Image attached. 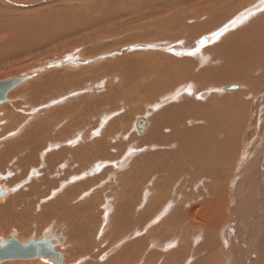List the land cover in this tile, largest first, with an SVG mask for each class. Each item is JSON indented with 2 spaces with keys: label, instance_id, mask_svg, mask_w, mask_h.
<instances>
[{
  "label": "bare ground",
  "instance_id": "bare-ground-1",
  "mask_svg": "<svg viewBox=\"0 0 264 264\" xmlns=\"http://www.w3.org/2000/svg\"><path fill=\"white\" fill-rule=\"evenodd\" d=\"M1 1V13L18 16L4 2L33 0ZM61 3L20 19L2 14L0 64L56 39L65 16H86L107 37L126 34L116 46L156 41L164 54H123L78 74L74 52L23 74H34L28 91L17 92L23 83L0 104V239L56 236L55 227L67 243L61 264H264V0ZM136 29L144 32L129 35ZM116 70L108 85L117 87L99 83L102 96L69 101L78 81ZM117 96L123 103L111 105ZM137 102L147 117L131 116ZM32 228L40 237H16Z\"/></svg>",
  "mask_w": 264,
  "mask_h": 264
},
{
  "label": "rangeland",
  "instance_id": "rangeland-1",
  "mask_svg": "<svg viewBox=\"0 0 264 264\" xmlns=\"http://www.w3.org/2000/svg\"><path fill=\"white\" fill-rule=\"evenodd\" d=\"M1 1V0H0ZM39 1H41L40 3H38ZM49 1L50 0H33V1H29V3H31V4H23V1H15V2H12V3H5L4 2V0L3 1H1V2H4V4L5 5H7V7H9V8H11V9H16V10H23V11H19L21 14H19L18 16H16L15 14L14 15H12L13 13H11V15H10V12L9 11H7V9H6V7H3V12L1 13V11H0V21H3L2 20V17H1V15L2 14H5V12H6V14H7V12H8V14H9V16L8 17H19L18 19H20V18H22L24 15L25 16H27V15H31V14H35V13H39L40 11H43V8L44 9H46L45 8V6H48V5H53L54 3H56L55 5H60V3L62 2V3H64V4H62V5H69L68 7H70V5H77V3L78 4H81L80 2H82L83 0H55L54 2H53V0H51L50 1V3H49ZM72 1V2H71ZM73 1H77V2H74L73 3ZM80 1V2H79ZM70 2L71 3H73V4H70ZM35 5H34V4ZM9 5V6H8ZM11 6V7H10ZM14 6H16V7H14ZM25 7V8H24ZM43 7V8H42ZM26 8H27V10H26ZM40 8V9H39ZM48 8V7H47ZM24 9H25V11H24ZM6 10V11H5ZM38 10H40V11H38ZM78 15V14H77ZM84 17H86V16H84ZM83 17V18H84ZM63 18V21H64V23L66 22L67 24V26L66 27H63V25H61V23H59V26L61 25V28H62V31L59 29L58 31H60V32H58V33H56V34H59L58 35V37H59V39H58V37H56V39L55 38H53V40H51L50 41V39H47V41H43V42H45L46 44H44L43 42H42V44L43 45H41V43H40V45H38V46H36L35 48H31L32 49V51H29L28 52V49H22L21 50V52H22V54H18V56L19 57H14V58H10V59H7V60H5V62L3 61V63H1L0 64V81L1 80H4V79H8V78H11L12 76H19V74H21L22 76H23V74L24 73H26V72H28V71H31V70H33V69H35V68H37V67H43V65L44 66H46V64H48V63H50L51 61H57V60H63L65 57H66V55H68L69 53L71 54H73L74 52H76V56H75V58H80L81 59V62L83 63L82 65H81V67H78L76 70H74V71H76L78 74L80 73H83V72H86V71H88L89 69H91V71L92 70H94V71H99V70H103V69H101V68H106L107 66H108V64H111L112 65V61H116L117 59H119L123 54H131V55H129L130 57H138V55H139V57H138V59L139 58H146V61L149 59V57L150 58H152L153 60H155L156 59V54H153V52L152 51H154V52H159V50L160 51H162L163 49V46H160L161 44H158V43H156V41H147V44H150L151 46H154L153 48H145L146 46H144V45H146L145 43H146V41L144 42V41H134V43L133 42H130V43H128L127 42V44L126 43H124L123 45L122 44H118V46H116V45H114L115 44V42H120L121 43V39L123 40V39H125V38H127V37H123L124 35L125 36H127L126 34H116V35H110L109 37H107V36H104L105 35V33H106V31H105V29L104 28H102V27H99V26H94L93 28H88L87 26H86V24H85V18L83 19V18H81V17H79L80 18V22L79 23H81V25H79L77 22L79 21V18H77L78 19V21L76 20V18L75 17H73L72 18V16H65V17H62ZM72 18V19H71ZM75 19V20H74ZM75 21V22H72V24L74 23V24H76L77 25V27H80L79 29H77L76 28V25H72V26H70V24L71 23H69V25H68V22H71V21ZM68 21V22H67ZM77 21V22H76ZM65 25V24H64ZM68 26H70V28L73 30H68L69 29V27ZM75 26V27H74ZM132 26H136V24H132ZM64 28L66 29L67 28V31H65V32H63L64 31ZM69 31V32H68ZM112 31V30H111ZM142 32H144L143 30H138V29H136V30H134V31H131V33L129 34V35H135V34H138V33H142ZM63 33H64V35H63ZM4 36V37H3ZM104 36V37H103ZM120 37H121V39H120ZM8 37L5 35V33L4 32H2L1 33V31H0V44L2 43V44H4V43H6V41L8 40L7 39ZM51 38V37H50ZM55 39V40H54ZM5 40V41H4ZM57 41V42H56ZM48 42V43H47ZM53 42V43H52ZM153 42H155V43H153ZM132 43V44H131ZM39 44V43H38ZM114 45V46H112V45ZM156 44V45H155ZM185 44V43H184ZM183 44V46H185ZM186 44H188V43H186ZM131 45L132 46H135V45H141L140 47H142L141 49L143 50L144 48H145V50H143L144 52H142L141 50L139 51V50H133V52L131 53V51L129 52H124L123 51V49H126V47L128 46V48H130L131 47ZM42 46V48H40V47ZM116 46V47H115ZM130 46V47H129ZM160 46V47H159ZM156 47H158L157 49H156ZM107 48V49H106ZM116 48V49H115ZM123 48V49H122ZM127 48V49H128ZM159 48H161V49H159ZM35 49V50H34ZM117 49H119V51H121L120 53V55L119 54H117V53H119V52H116V50ZM126 49V50H127ZM148 49V50H147ZM85 50V51H84ZM87 50V51H86ZM90 50V51H89ZM92 50V51H91ZM93 50H95V51H93ZM103 52V53H101V51ZM106 50V51H105ZM113 50V51H112ZM156 50V51H155ZM27 51V52H26ZM35 53H34V52ZM38 51V52H37ZM100 51V52H99ZM118 51V50H117ZM139 51V52H138ZM146 51V52H145ZM25 52V53H24ZM87 52V53H86ZM99 52V53H98ZM108 52H109V54H108ZM124 52V53H123ZM89 53V54H88ZM91 53V54H90ZM134 53V54H133ZM148 53H150V54H148ZM160 53V52H159ZM169 53H171V52H169ZM81 54H84V55H81ZM94 54V55H93ZM146 54H148V55H146ZM164 54V51H162L161 52V55H163ZM172 54V53H171ZM170 54V55H171ZM115 55V56H114ZM146 55V56H145ZM158 55V54H157ZM174 55V54H173ZM64 56V57H63ZM152 56V57H151ZM155 56V57H154ZM91 57H93V58H91ZM148 57V58H147ZM173 57H175V55L173 56ZM61 58V59H60ZM112 58V59H111ZM115 58V59H114ZM175 58H177V57H175ZM110 59V60H109ZM114 59V60H113ZM137 59V58H136ZM84 60V61H83ZM94 60V61H93ZM107 60H109V61H107ZM110 61L112 62V63H110ZM58 62V61H57ZM107 62H108V64H107ZM91 63V64H90ZM53 65V64H52ZM52 65H49V67H45V68H43L42 70H44L43 72H41L39 75H46L47 73H49V72H53L54 70V66H52ZM101 65V66H100ZM111 65H109V66H111ZM84 68H83V67ZM13 67V68H12ZM202 68V67H201ZM103 72V73H102ZM101 73H99L98 72V74L96 75V80H95V76H93L91 79L92 80H86V81H82V80H80V81H78L77 83H75V85L73 86V87H71L70 88V90L69 91H71V92H76V91H78L77 93H74V94H72L73 96H71V95H69V97H71V99L69 98V101L70 102H73V101H76V99L78 100V99H80V98H87V97H90V98H94V97H98V94H100L99 96H102L104 93H106L105 91H103V89L100 87V88H98L97 86H98V84L99 83H104V85H107V86H110V85H112L113 87H117L118 86V83H115V82H112V84H110V85H108V83L109 82H111L112 81V78H118L119 77V75H115L116 73H118V71L116 70V72L114 73V71L113 72H111V75H110V72H106V74L104 73V71H102ZM194 72H196V71H194ZM45 73V74H44ZM108 73V74H107ZM114 73V74H113ZM120 74H121V72H119ZM74 74H76V73H74ZM103 74H105V75H102ZM100 75V76H99ZM107 75V76H106ZM99 76V77H98ZM120 76H122V74L120 75ZM102 77V78H101ZM122 78V77H121ZM118 79H120V78H118ZM29 81V80H28ZM82 81V82H81ZM99 81V82H98ZM117 82H118V80H116ZM90 82H91V84H90ZM31 83V82H30ZM29 83V84H30ZM114 83V84H113ZM29 84H27V83H24L23 85H25V86H21V88H19L18 90H17V92L19 91V92H21V94L19 93V95H22V92H26V91H28V90H26L27 89V87H28V85ZM77 84V85H76ZM117 86H116V85ZM232 84H234V83H232ZM232 84H230V85H232ZM94 85V86H93ZM235 85H237V84H235ZM86 86H91L92 88H91V92L90 93H87V95H86V91L84 90V88L86 87ZM106 86V87H107ZM24 88V89H23ZM83 88V89H82ZM96 88H98L99 89V91H96L97 89ZM73 89V90H72ZM82 89V90H81ZM109 89H111V88H109ZM24 90V91H23ZM80 90V91H79ZM96 91V92H99V93H96V92H93V91ZM16 91V90H15ZM84 91H85V94H84ZM16 94H18V93H16ZM15 94V95H16ZM80 95L81 97H75L76 95ZM82 95H84V96H82ZM94 95V96H93ZM106 95V94H105ZM104 95V96H105ZM116 96V95H115ZM120 97V96H119ZM119 97L117 96V97H114L113 98V102H112V104L111 105H114V104H116L117 102H119L120 100V103H118V104H121V103H123V97H120V99H119ZM125 99V98H124ZM118 100V101H117ZM263 100V99H262ZM24 101H25V99H24ZM68 101V102H69ZM117 101V102H116ZM264 101V100H263ZM103 102H106V101H102V104L104 105V106H102L101 108H99V110H102V109H106V110H109L108 108H107V104H104ZM114 102H116V103H114ZM137 107L138 106H140V108H138V110H134L133 111V113H132V117H133V114L135 113V117H136V115L137 116H141V117H139V118H143L146 114L148 115V109L146 108V107H144L143 105V107H141V105H140V103H138L137 102ZM264 102H263V104H262V107H263V110H264ZM261 107V108H262ZM118 108H120V106L118 107V105H116L115 106V109H118ZM134 107H132V109H133ZM143 109V110H142ZM114 111H117V110H114ZM138 111V112H137ZM109 112H112V111H109ZM259 113H262L261 111L259 112ZM44 115V114H43ZM145 117H147V116H145ZM150 117V116H149ZM147 119V118H146ZM263 119V118H262ZM260 120V119H259ZM146 121V120H145ZM127 125L129 126V123L127 122ZM100 161H105V160H100ZM106 164H107V162H106ZM106 165H104L103 167H105ZM102 167V168H103ZM101 168V169H102ZM100 169V168H99ZM98 169V170H99ZM49 225V224H48ZM55 227H51V229H53L52 230V233H50L51 231V229L49 230L50 232V234H56V236H62L63 234H64V236H62V237H60V238H62V245H63V247H62V245H61V247H60V250H59V252L60 253H62L63 254V250L65 249V245L67 244H65V239L63 240V237H65V233H63V231L61 232V230L59 231V229H54ZM34 228H32V230H33ZM42 230V229H41ZM55 230L57 231V232H55ZM28 231V230H27ZM26 230L25 231H23V233H22V235L23 236H17L16 235V237H18V238H20V240L21 241H25V240H27L28 238H31V237H40L39 235H41V232L39 231V230H37V229H35V230H33V231H31V229L27 232ZM54 231V232H53ZM104 231H106L105 229L103 230V232ZM30 232V233H29ZM7 233V232H6ZM6 233H4V234H6ZM25 233V234H24ZM26 233H28V234H26ZM59 233V234H58ZM61 233V234H60ZM37 235V236H36ZM2 236H4V235H2ZM4 237H6V236H4ZM108 244V242H105L104 241V244L103 245H107ZM104 246V247H105ZM103 247V246H102ZM63 249V250H62ZM62 250V251H61ZM26 262L27 261H17V262H15V261H13L12 263L13 264H26ZM5 264H6V262H4ZM11 262H8L7 264H12ZM3 264V263H2Z\"/></svg>",
  "mask_w": 264,
  "mask_h": 264
},
{
  "label": "water",
  "instance_id": "water-1",
  "mask_svg": "<svg viewBox=\"0 0 264 264\" xmlns=\"http://www.w3.org/2000/svg\"><path fill=\"white\" fill-rule=\"evenodd\" d=\"M66 59L60 63L64 64ZM34 74L24 76H14L0 81V104L7 101V94L18 87L19 85L32 79ZM236 86L228 87L234 89ZM136 130L139 134H143L146 128V123L142 119H138L135 123ZM5 190L0 188V198L5 194ZM59 245V239L54 236L47 237L43 235L38 239L31 238L26 242H20L15 237H10L6 240L0 239V264L7 261L17 260H34L38 258L47 259L53 263L61 264L63 261L62 255L55 251Z\"/></svg>",
  "mask_w": 264,
  "mask_h": 264
},
{
  "label": "snow or ice",
  "instance_id": "snow-or-ice-1",
  "mask_svg": "<svg viewBox=\"0 0 264 264\" xmlns=\"http://www.w3.org/2000/svg\"><path fill=\"white\" fill-rule=\"evenodd\" d=\"M224 31V29H221V31L220 32H216V33H214V35L215 36H219V35H221V33ZM206 41H207V37H204V38H202L198 43L200 44V45H203L204 43H206ZM199 49H197V51H198ZM195 53H190V55H194ZM14 190V189H13Z\"/></svg>",
  "mask_w": 264,
  "mask_h": 264
}]
</instances>
